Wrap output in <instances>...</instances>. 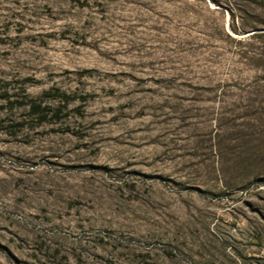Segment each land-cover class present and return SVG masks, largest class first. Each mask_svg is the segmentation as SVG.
<instances>
[{"label":"rangeland","instance_id":"1","mask_svg":"<svg viewBox=\"0 0 264 264\" xmlns=\"http://www.w3.org/2000/svg\"><path fill=\"white\" fill-rule=\"evenodd\" d=\"M0 264H264V0H0Z\"/></svg>","mask_w":264,"mask_h":264}]
</instances>
